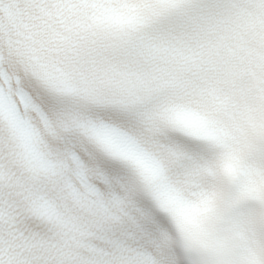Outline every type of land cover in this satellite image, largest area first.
<instances>
[{"label": "snow or ice", "instance_id": "1", "mask_svg": "<svg viewBox=\"0 0 264 264\" xmlns=\"http://www.w3.org/2000/svg\"><path fill=\"white\" fill-rule=\"evenodd\" d=\"M0 264H264V0H0Z\"/></svg>", "mask_w": 264, "mask_h": 264}]
</instances>
